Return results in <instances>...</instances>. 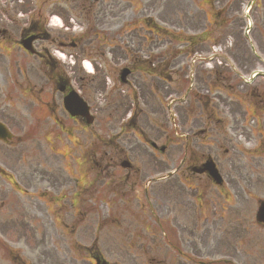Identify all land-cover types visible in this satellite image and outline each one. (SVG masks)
Masks as SVG:
<instances>
[{
    "label": "flooded vegetation",
    "instance_id": "flooded-vegetation-1",
    "mask_svg": "<svg viewBox=\"0 0 264 264\" xmlns=\"http://www.w3.org/2000/svg\"><path fill=\"white\" fill-rule=\"evenodd\" d=\"M10 21L6 24V15L0 16V50L6 51V40H9L13 33H19L20 38H28V37H34L36 41L34 42L36 44L35 50H36V56H35V63H30L24 60V62L20 65V72L22 78L25 80V82L28 80L33 79L35 82V85L40 87L39 92L40 94H36L35 100L39 104V107L42 109L39 113V116L37 117V124H43L44 130H49L51 128H47L44 122V114L45 111L49 113V119L51 120L52 124H54L57 128H59L63 133L66 135L71 134V130L73 129L70 124L71 123H78V121L71 118L68 114H66L63 110V108L56 104L54 102V96L55 93L60 91H66L70 86V81L75 83L79 90H82L83 86L87 85L89 81L86 80L84 76L79 75L80 71L76 68L70 69V72L64 71L61 67L55 63V61L50 57L49 50L43 45L45 42L50 41L51 42H58L53 39H51L46 31L43 29L40 23H34V21H30L28 24V27H26V24L23 25H16V27L10 26ZM20 28V29H17ZM75 48H80L79 45H74ZM19 50H21L20 47H17ZM132 72V69H130V73ZM71 75L72 79L70 80L68 76ZM48 86L51 88V94H45V87ZM81 92V91H80ZM41 96L45 100L51 101V107L47 102H45ZM62 97V96H61ZM29 109V107H25ZM45 109V110H44ZM49 110V111H48ZM43 116V117H42ZM47 130V131H48ZM85 131V129H83ZM49 132V131H48ZM50 133H47L49 135ZM260 137L259 140L256 141L257 145H263V134L259 133ZM68 139V138H67ZM69 142H71L70 139H68ZM66 148V150H69V146L66 144H63V149ZM82 151V150H80ZM110 162L114 163L115 161H112V159H108ZM77 175L79 177H83L86 175V172L84 170V161L79 164V167H77ZM135 172L133 171H126V174L123 176V181L126 184L131 176V173ZM136 176V175H134ZM114 185L117 183L115 180L111 181ZM114 185H111L113 187ZM106 192V190H105ZM262 192H264V188L262 187ZM116 193L119 196H124L126 193L122 192L118 188L116 189ZM128 261L131 264H139V261L135 257H129ZM154 262V259H149L148 263ZM161 264H172L163 262ZM181 264V263H180ZM244 264H250L249 262L245 261Z\"/></svg>",
    "mask_w": 264,
    "mask_h": 264
},
{
    "label": "rangeland",
    "instance_id": "rangeland-1",
    "mask_svg": "<svg viewBox=\"0 0 264 264\" xmlns=\"http://www.w3.org/2000/svg\"><path fill=\"white\" fill-rule=\"evenodd\" d=\"M237 1L238 0H231L230 3H229V6L232 7L235 2L237 3ZM241 1H242V4H243L245 1H248V0H241ZM164 2H165V0H163V3ZM7 3H9V2L7 1ZM14 3H16V2H14ZM14 3L11 4V9H10L11 11L12 10L14 11L16 9V5ZM28 5H29V3H24L22 6H28ZM176 5H173L172 4V6L170 7V9H168V11L166 12L167 16L164 17L165 20L162 21L167 26H171V28H177V26L180 25L181 19H179L178 16H182V13L184 12V8H183L184 6H181V5L179 6V4H176ZM261 5H262L261 8H259L258 10H254L253 11V17H254V20H255V29L252 32V37L257 42V45H258L259 49H260V47L261 48L264 47V0H261ZM172 8H173V10H172ZM51 9H53L51 7V5L50 6L48 5V6H45L44 11L46 13H49V11ZM161 9H162V7L159 9L158 12H160ZM17 10L19 11V8H17ZM237 10L238 9H236V7H234V8H232L231 12L228 13V16H231V19L230 20L232 21L234 19V22H236V23H237V18L238 19L240 18V16H239V12L240 11H237ZM53 15H55L57 17L60 16L56 12ZM169 15H170V17H169ZM228 21H229V19H228ZM234 22H233V25H234ZM119 23H120V18L116 19V25L119 24ZM189 29L193 30V28H189ZM228 29L230 31H233L234 32L232 34H234L235 36L236 35L238 36L239 27H237V25L229 26ZM221 37H222V33H219V36H217L216 39H213V40L215 42H218L219 43V41L221 40ZM226 41L227 40H225V42ZM221 43H223V41H221ZM240 46H241V42H240ZM243 46H244V44H243ZM163 48H167L166 51H169L168 55H172L177 50H179L180 52H182L180 54V56H178V58L176 60L178 63H187V62H189V59H190V58H188V55L189 54H191L193 52H199V51H201L200 47H197V46H194V47H192L190 49V48H186L185 45H182L179 42H170L169 43L167 40H165V41H163L162 46L159 45L157 47V49L155 50V52L153 54H151V56L153 58H157L156 56H158L160 52H164L163 51L164 50ZM202 48H203V51H206L205 50L206 49L205 46H203ZM188 49L190 51H188ZM260 51H261V49H260ZM241 53H242V50L240 51V53L238 51L233 52V55H235L233 57V61L238 65V67L240 69H242L241 71L245 74L246 72H248L249 70H251V68L256 67L257 64H256L255 60L249 55V53L246 54V58L244 56H242ZM139 56H146V54H139ZM244 59H247V62L246 63H245V60ZM156 63H157V61H156ZM243 67L246 68V69H244ZM222 71H223V74H228V76H229V82H230V84H233L236 93H240V92H243V91L246 90V87L243 86V85H241L239 83V81L236 80L234 77H232L230 75V73H228L225 69H222ZM199 78H200L199 75L196 76V78H195V82H194V86L195 87L201 85V81H200ZM146 81L147 82H151V79L150 78H146ZM261 82H263V81H260V83ZM236 87H238V88H236ZM0 88H4V84L0 83ZM4 93H5V91H2L1 94H4ZM1 94H0V96H1ZM214 95H216V92H215ZM209 96H211V95H209ZM220 96L222 97V99H224V100H226V102H228V100L226 98V95L220 94ZM263 100H264V98H263ZM233 101H235V100H233ZM241 101L242 102L243 101H246V103H249V100H247L246 98L241 99ZM220 103L222 105L225 104L222 101H220ZM228 103H231V102H228ZM144 108L147 111H144V115H141L140 114V116H139L140 119H143L144 117H146L145 115H149L150 112H152V111H157V114L158 115H161V112H160V109H161L160 104L154 98H151V101H150V103H149V105L147 107L148 109L146 107H144ZM173 109H174V106H173ZM222 118H223L222 117V113H219V123L220 124L225 123V127L228 129L229 136L231 137V131L233 129H236V127H237L236 122H235V120H233L231 118H227L226 121H223ZM238 121H242V119H240V117H238ZM251 121H252V119L251 118H248V119H246V123L245 124H242V123H240V124H241V126L248 127V126H251L250 125ZM177 123L179 124L178 119H177ZM170 124L173 125L172 122ZM263 125H264V123H263ZM97 129H98V126H97V123H96V124H94L92 130L96 131ZM246 131L247 132L249 131L248 128H246ZM239 133H241V131H239V130L233 131V135L234 136H238ZM245 136L247 138L250 137V135L248 133ZM232 155L234 156V158H236L237 160H239V157L236 154H232ZM257 168H258V166L256 165V168H254L252 170L258 173V172H260V166H259V171L257 170ZM236 169H239V168H236ZM0 198H1V195H0ZM2 201H4V199H2ZM0 217H1V219L3 217H6V207L1 208V204H0ZM0 226H5V225H0ZM5 234H6V228L1 227L0 228V240L6 239V235ZM158 238H161V237L159 236V233L156 232V239H158ZM161 249H164V248L162 247ZM0 264H5V263H3L2 260L0 259Z\"/></svg>",
    "mask_w": 264,
    "mask_h": 264
}]
</instances>
